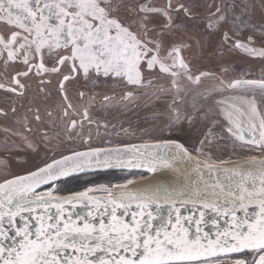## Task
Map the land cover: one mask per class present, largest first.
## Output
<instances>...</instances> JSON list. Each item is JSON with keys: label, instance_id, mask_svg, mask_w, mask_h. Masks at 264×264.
<instances>
[{"label": "snow or ice", "instance_id": "6c2138e0", "mask_svg": "<svg viewBox=\"0 0 264 264\" xmlns=\"http://www.w3.org/2000/svg\"><path fill=\"white\" fill-rule=\"evenodd\" d=\"M232 52L264 58V0H0V90H32L22 115L10 107L14 127L0 126V264H264V70L225 80ZM223 90H244L225 114L234 140L260 153L244 163L218 167L205 153L211 130L191 150L163 135L93 145L92 126L108 129L91 114L97 96L105 109L142 105L171 137L205 122ZM111 169L160 177L59 194Z\"/></svg>", "mask_w": 264, "mask_h": 264}, {"label": "rangeland", "instance_id": "374dc122", "mask_svg": "<svg viewBox=\"0 0 264 264\" xmlns=\"http://www.w3.org/2000/svg\"><path fill=\"white\" fill-rule=\"evenodd\" d=\"M259 46V45H257ZM189 59L192 58V55L189 53L185 54ZM228 63L231 64V69L229 73L224 77L225 80L231 79H240L242 77L249 78L252 75H258L264 70V58L250 56L242 52H232L229 53L226 57ZM201 66V70H206L212 68L215 70L216 61L212 62H203L198 61ZM216 83L211 80H205L201 85V88H210ZM69 88H72V85H69ZM95 92H105L108 94H113L111 90L105 89L103 87L94 89ZM244 90H223L214 92L211 97L208 99L207 103L211 107L212 111L209 114L207 120L203 123L197 125L196 130L192 131L187 128L185 125V130L181 134H173L169 137L167 132L159 133L153 132L152 125L155 123L150 118L146 119L149 116V110L142 107V105L131 106L127 109H124L122 102L114 101L113 106L108 108L101 107L99 100L100 96H97V102L91 106V114L94 119L99 120L101 124L106 123L108 125L107 131L103 127L99 129L100 135L96 136V127L92 126V135H93V145L94 146H112L124 143L131 142H141V141H154L157 137L163 135L166 138L178 139L180 140L185 147H188L190 150L194 147L199 146V140L203 138L206 132L211 130L212 135L209 136L211 140V145L205 147V153L210 155L212 161H236L240 159H246L248 155H257L260 153L256 151H250L246 147H241L240 142L235 141L234 138L228 133L227 128L229 124L226 120L225 114L228 111L233 110L232 106L239 104V98L242 95ZM115 95L119 96V89H116ZM32 96V90L30 89L25 98H17L11 93H6L3 90H0V108H4L9 111V117L7 120L0 118V126L14 127L15 117L12 116L10 107L14 106L18 109L17 115H22L28 106L29 99ZM55 99V94L53 100ZM51 104L52 101H49ZM24 105V107H21ZM260 112L264 114V105L260 106ZM255 122L259 124V118L255 117ZM240 123H247L246 117L240 118ZM115 125V127H113ZM121 128H126L129 130V133H134V135H125L121 132ZM146 130V131H143ZM234 131V129H233ZM85 135L88 133V125L85 123L84 126ZM117 133H119L117 135ZM3 137V132L0 131V138ZM105 141H111V143H105ZM36 159L34 157H29V164L35 163ZM11 170L21 174V166H19L15 160L11 165ZM117 173V174H116ZM114 175H110L109 183L100 182V183H90L86 188L92 187L99 184H113L125 182L128 179L137 180L141 178V174H136L134 172L128 171H118ZM82 176V175H81ZM79 177V176H78ZM116 179V181H115ZM85 189V188H84ZM47 189H42L46 191ZM60 194V193H59Z\"/></svg>", "mask_w": 264, "mask_h": 264}, {"label": "trees", "instance_id": "16d2710c", "mask_svg": "<svg viewBox=\"0 0 264 264\" xmlns=\"http://www.w3.org/2000/svg\"><path fill=\"white\" fill-rule=\"evenodd\" d=\"M118 171H106V172H97V173H91L82 175L79 177H74L71 179H68L63 185L62 188L65 189V191L61 192L60 194L68 193L67 190L76 191L80 189L86 188L90 183H100V182H106L109 183L110 175H114ZM136 174L143 175L144 173L140 172H134ZM117 174V173H116ZM116 181V179H115Z\"/></svg>", "mask_w": 264, "mask_h": 264}, {"label": "water", "instance_id": "95a60500", "mask_svg": "<svg viewBox=\"0 0 264 264\" xmlns=\"http://www.w3.org/2000/svg\"><path fill=\"white\" fill-rule=\"evenodd\" d=\"M145 142L147 143H153L154 141H141V142H131V144H136V145H141V144H144ZM180 142V141H179ZM182 143V142H180ZM116 145H112V146H100V147H114ZM245 162V159H240V160H236V161H233L231 163H225V164H219L217 163L218 167H232L233 165H236V164H241V163H244ZM106 171H128V172H140V173H144L146 174V176L144 177H141L140 179H137L138 181L144 179V178H148V177H153L154 179L151 180V181H147V182H144V183H140L139 185H134V183L137 181V180H133V183L128 185V187L130 189H136V188H141L143 187L144 185H147V184H151V183H155L159 177H160V173H156V174H149L146 172V170L144 169H131V170H128V169H111V170H98L96 172H91V173H97V172H106ZM91 173H86V174H91ZM22 174V173H21ZM86 174H82V175H86ZM222 175V174H221ZM81 176V175H80ZM215 178V176H213V179ZM205 179H208V175L206 174L205 175ZM121 183H124V182H121ZM137 183V182H136ZM80 191H84V189H80V190H76V191H73V192H80ZM68 193H64V194H60V195H67Z\"/></svg>", "mask_w": 264, "mask_h": 264}, {"label": "bare ground", "instance_id": "6f19581e", "mask_svg": "<svg viewBox=\"0 0 264 264\" xmlns=\"http://www.w3.org/2000/svg\"><path fill=\"white\" fill-rule=\"evenodd\" d=\"M231 162H233V161H228L227 163H231ZM145 177L146 176V174H143V175H141V177ZM154 178L153 177H148V178H144V179H142V180H140V181H136L135 183H134V185H139L140 183H144V182H147V181H151V180H153Z\"/></svg>", "mask_w": 264, "mask_h": 264}, {"label": "flooded vegetation", "instance_id": "af4514ba", "mask_svg": "<svg viewBox=\"0 0 264 264\" xmlns=\"http://www.w3.org/2000/svg\"><path fill=\"white\" fill-rule=\"evenodd\" d=\"M260 75H261V73H259L258 75H252L251 77H249V79H251V78H259ZM245 125H246V123H245V124H241L242 127H244ZM234 131H236V129H234ZM179 141H180V140H179ZM180 142H181V141H180Z\"/></svg>", "mask_w": 264, "mask_h": 264}]
</instances>
